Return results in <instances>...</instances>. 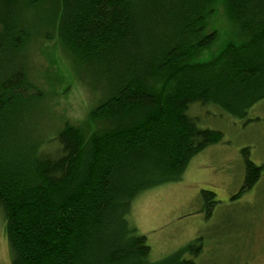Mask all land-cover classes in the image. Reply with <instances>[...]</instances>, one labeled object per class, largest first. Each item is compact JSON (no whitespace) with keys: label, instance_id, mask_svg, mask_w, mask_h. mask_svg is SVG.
Returning a JSON list of instances; mask_svg holds the SVG:
<instances>
[{"label":"trees","instance_id":"trees-1","mask_svg":"<svg viewBox=\"0 0 264 264\" xmlns=\"http://www.w3.org/2000/svg\"><path fill=\"white\" fill-rule=\"evenodd\" d=\"M26 1L0 0V211L10 264H155L129 220L132 203L179 181L221 141L190 107L242 119L264 100V0H52L46 25L100 99L85 124H65L44 143L28 126L44 96L20 64ZM218 7L233 41L209 55ZM242 153L247 192L262 168ZM201 196L216 204L212 192ZM200 252L198 239L174 259Z\"/></svg>","mask_w":264,"mask_h":264},{"label":"rangeland","instance_id":"rangeland-1","mask_svg":"<svg viewBox=\"0 0 264 264\" xmlns=\"http://www.w3.org/2000/svg\"><path fill=\"white\" fill-rule=\"evenodd\" d=\"M39 2L33 8L31 0L23 3L22 27L29 40L23 46L20 64L44 96L39 114L28 122L30 135L44 143L65 124H85L100 98L88 88L85 73L72 64L55 31L47 26L52 0ZM208 28L219 35L209 55L233 41L220 7ZM188 115L198 119L199 128L220 132L221 141L195 156L179 181L140 194L132 203L131 224L146 238L150 261L155 264H264V100L242 119L211 105L192 106ZM244 149L248 160L262 168L261 180L237 196L244 178ZM43 150L50 148L45 145ZM202 191L212 192L216 204L209 207ZM3 229L0 211V264H10ZM198 239L201 252L196 256L183 254L176 263L178 253Z\"/></svg>","mask_w":264,"mask_h":264},{"label":"flooded vegetation","instance_id":"flooded-vegetation-1","mask_svg":"<svg viewBox=\"0 0 264 264\" xmlns=\"http://www.w3.org/2000/svg\"><path fill=\"white\" fill-rule=\"evenodd\" d=\"M261 180V178L259 179V181ZM259 181L257 183H259ZM245 192H241V188L238 190V192L235 194L237 196H240L241 194H243ZM230 199H234L233 197H231Z\"/></svg>","mask_w":264,"mask_h":264}]
</instances>
